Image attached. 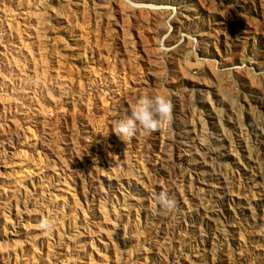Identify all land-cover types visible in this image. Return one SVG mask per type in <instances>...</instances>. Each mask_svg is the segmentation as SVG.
Instances as JSON below:
<instances>
[{
	"label": "rangeland",
	"instance_id": "374dc122",
	"mask_svg": "<svg viewBox=\"0 0 264 264\" xmlns=\"http://www.w3.org/2000/svg\"><path fill=\"white\" fill-rule=\"evenodd\" d=\"M0 264H264V0H0Z\"/></svg>",
	"mask_w": 264,
	"mask_h": 264
},
{
	"label": "clouds",
	"instance_id": "9594fccd",
	"mask_svg": "<svg viewBox=\"0 0 264 264\" xmlns=\"http://www.w3.org/2000/svg\"><path fill=\"white\" fill-rule=\"evenodd\" d=\"M172 113L173 104L168 97L142 95L131 108L130 115L116 122L113 132L123 140L133 137L138 128H143L146 132L159 131L163 123L172 120ZM156 200L164 209L170 210L175 206V201L168 196L167 192H160ZM39 227L50 230L51 223L47 218H43Z\"/></svg>",
	"mask_w": 264,
	"mask_h": 264
}]
</instances>
